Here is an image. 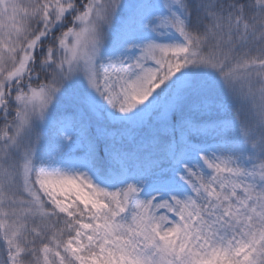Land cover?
<instances>
[{"label":"snow or ice","instance_id":"1","mask_svg":"<svg viewBox=\"0 0 264 264\" xmlns=\"http://www.w3.org/2000/svg\"><path fill=\"white\" fill-rule=\"evenodd\" d=\"M0 264H264V0H0Z\"/></svg>","mask_w":264,"mask_h":264}]
</instances>
